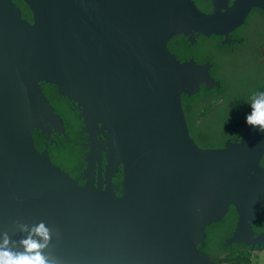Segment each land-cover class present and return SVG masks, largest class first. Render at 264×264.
<instances>
[{"label":"water","instance_id":"95a60500","mask_svg":"<svg viewBox=\"0 0 264 264\" xmlns=\"http://www.w3.org/2000/svg\"><path fill=\"white\" fill-rule=\"evenodd\" d=\"M20 1L33 22L0 0V247L23 251L44 223L50 264H216L202 246L231 206L226 244L264 246L252 228L264 208V132L246 123L239 140L202 147L182 97L221 84L212 63L181 61L168 46L180 35L229 44L264 0H213L209 13L194 0ZM43 83L83 119L85 184L36 146V131L68 139ZM120 168L117 196L109 185Z\"/></svg>","mask_w":264,"mask_h":264},{"label":"trees","instance_id":"16d2710c","mask_svg":"<svg viewBox=\"0 0 264 264\" xmlns=\"http://www.w3.org/2000/svg\"><path fill=\"white\" fill-rule=\"evenodd\" d=\"M194 1L204 12L212 11V0ZM18 3L23 9L24 16L32 19V13L27 5L20 1ZM233 37L242 39V41L223 44L221 37L212 35L211 37L198 36L194 43L190 42L188 37L180 35L168 43L169 48L181 61L193 57L200 64L211 62L213 64L211 74L221 84V87H214L210 91H206L205 86L202 85L200 92L196 95H183L182 97L191 133L205 148L225 147L227 139L232 134L240 138L246 125V116L251 112L249 98L254 92L264 91V10L253 9L246 24L235 31ZM229 55L231 58H228ZM228 62L234 64L235 67H247L250 72L248 77L246 75L243 79L239 72L234 73L231 67L226 66ZM239 88L242 90L239 91ZM46 94L55 112L63 119L65 136L68 139L61 136L58 140L57 137L52 136L50 141L53 143H51L46 140L45 134L36 131L35 143L39 151L46 148L52 161L66 172L69 171L68 173L73 177L81 171V167H85L83 161L86 153L84 154L85 148L81 147L85 136L80 134L83 129V119H79L76 106L67 98L60 96L55 86L47 84ZM222 98L231 102L232 108L229 109L231 116L227 119L228 121L221 125L225 129L226 135L224 136L216 134L218 126L215 127L213 124L218 115L216 112L220 110L218 107L223 104ZM234 122H238L237 127L234 126ZM205 123L207 126H204ZM197 132H200L203 138L208 139L205 144L198 141ZM262 166L264 167V160ZM236 219L237 212L231 206L221 220L212 223L207 228L206 244L202 246V249L209 253L216 264H254L253 253L257 249H264V246L253 247L236 242L226 244V240L235 228ZM252 228L255 232L264 231V208L259 210V215Z\"/></svg>","mask_w":264,"mask_h":264},{"label":"clouds","instance_id":"9594fccd","mask_svg":"<svg viewBox=\"0 0 264 264\" xmlns=\"http://www.w3.org/2000/svg\"><path fill=\"white\" fill-rule=\"evenodd\" d=\"M249 105L251 112L246 116V123L258 127L261 132H264V91L254 92L249 98ZM17 224L23 231H28L27 224H20L19 221ZM32 232L43 237L44 243L33 238ZM32 232H29L27 238L22 239L21 243L24 250L21 252L13 251L8 247H0V264H50V261L41 251L50 240L49 229L45 227L44 223H40ZM4 235L6 237L4 244L7 245V233Z\"/></svg>","mask_w":264,"mask_h":264},{"label":"flooded vegetation","instance_id":"af4514ba","mask_svg":"<svg viewBox=\"0 0 264 264\" xmlns=\"http://www.w3.org/2000/svg\"><path fill=\"white\" fill-rule=\"evenodd\" d=\"M20 1V0H19ZM18 0H14V2L17 4V6L18 7H20L21 8V5L18 3L19 2ZM231 1V3L233 2V0H230ZM21 2V1H20ZM212 2H213V0H212ZM23 3V2H22ZM230 3V2H229ZM24 4V3H23ZM231 5V4H230ZM28 7V6H27ZM22 11H23V9H22ZM253 11V10H252ZM31 12V11H30ZM252 13V12H251ZM250 13V14H251ZM23 16H24V13H23ZM250 16V15H249ZM24 18H27V17H25L24 16ZM249 18V17H248ZM30 22H33V18L32 19H29V18H27ZM248 20V19H247ZM237 31V30H236ZM234 33V32H233ZM233 33L230 35V38H231V43H229V44H232L233 42L235 43V42H241L242 41V39H235L234 37H233ZM209 37H211V36H209ZM197 38H198V36H196L195 37V42L197 41ZM222 38V43H224L225 41H226V37H221ZM174 39V38H173ZM170 42V41H169ZM194 42V43H195ZM169 46V45H168ZM228 58H231L230 57V55H229V57ZM189 59H194L193 57H191V58H189ZM206 63H211V62H206ZM46 83H43V87H44V90H45V92H46ZM210 91V90H209ZM46 97L48 98V96H47V94H46ZM49 99V98H48ZM50 101V100H49ZM218 102V101H217ZM216 102V103H217ZM221 102H223V104H221L218 108L219 109H221L223 106H225L226 104H231V102H227L226 100H225V98H222L221 99ZM75 106V105H74ZM75 109H76V107H75ZM229 109H232L231 107L230 108H227V109H224L223 111H221V113L219 114V110L216 112L218 115H217V117H216V119L213 121V124H215L214 126L215 127H217L218 126V128H217V130H216V134L217 135H226V133H225V129L223 128V127H221V125L223 124V123H225V122H227L228 120V118H229V116H231V114H230V112H229ZM234 124V126L235 127H237L238 126V122H234L233 123ZM236 133V130L234 129V134ZM42 134V133H41ZM80 134L81 135H84L85 136V141H84V143H81V147H84L85 148V151H84V154L86 153H88V151L89 150H86V149H88V146H87V140H88V135L86 134V133H83V132H81L80 131ZM52 136H55V137H57L58 138V140H59V138L62 136V135H58V134H56L55 132H53L52 134H51V136H50V140H51V137ZM98 138H99V140L100 141H103V139H104V136L103 135H99L98 136ZM228 140H231L232 142H235V141H237V140H239V138H237V137H235V136H233V134L230 136V138L229 139H227V141ZM47 141H49V140H47ZM86 157V156H85ZM84 157V158H85ZM102 159H103V161H102V167L103 168H105V164H106V160H105V154L104 153H102ZM83 166H85V167H81V171L78 173V174H76V175H74L73 177L80 183V184H85L86 183V176H85V170H86V168H87V162H86V159H84V161H83ZM69 172V171H68ZM102 174V173H101ZM94 179H95V181H96V183H98V181H100V186H102V187H106L107 186V183H106V177H105V172L102 174V176H100V179H99V169H97V172L94 174ZM122 179H123V173H122V169L120 168V170H119V172L117 173V174H115V176L114 177H112L111 178V183H110V187L113 189V191L115 192V194L117 195V196H120L121 195V190H122V187H121V182H122ZM255 223V222H254ZM253 223V224H254ZM253 226V225H252Z\"/></svg>","mask_w":264,"mask_h":264},{"label":"rangeland","instance_id":"374dc122","mask_svg":"<svg viewBox=\"0 0 264 264\" xmlns=\"http://www.w3.org/2000/svg\"><path fill=\"white\" fill-rule=\"evenodd\" d=\"M241 63V62H240ZM258 64V63H256ZM227 67H231V70H234V73L239 72L242 75V78L245 79L246 75L248 77V74L250 73L247 69V67L245 66H241V67H235L234 64L232 65L230 62H228V64L226 65ZM259 73V72H258ZM257 74V73H255ZM255 74H253V77L255 78ZM239 91L242 90V88L238 89ZM231 104H226L225 106H223L220 110H219V114L221 113L222 110L230 108ZM204 126H207V124L205 123ZM196 137L198 139V141L202 144H205L206 141H208V139L205 137L203 138L200 132H197ZM207 139V140H206ZM254 264H264V249L259 250L257 249L254 253Z\"/></svg>","mask_w":264,"mask_h":264}]
</instances>
